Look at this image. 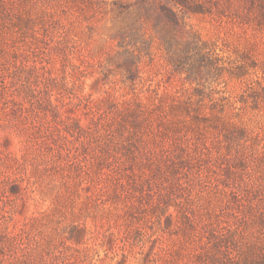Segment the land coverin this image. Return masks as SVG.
Masks as SVG:
<instances>
[{
	"label": "rangeland",
	"instance_id": "rangeland-1",
	"mask_svg": "<svg viewBox=\"0 0 264 264\" xmlns=\"http://www.w3.org/2000/svg\"><path fill=\"white\" fill-rule=\"evenodd\" d=\"M0 264H264V0H0Z\"/></svg>",
	"mask_w": 264,
	"mask_h": 264
}]
</instances>
